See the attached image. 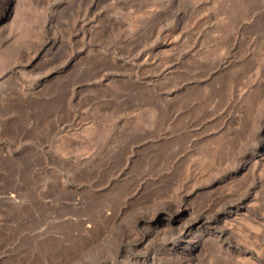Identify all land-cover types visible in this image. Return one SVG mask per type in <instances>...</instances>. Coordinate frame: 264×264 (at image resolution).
I'll return each mask as SVG.
<instances>
[{"label":"rangeland","instance_id":"rangeland-1","mask_svg":"<svg viewBox=\"0 0 264 264\" xmlns=\"http://www.w3.org/2000/svg\"><path fill=\"white\" fill-rule=\"evenodd\" d=\"M0 8V264H264V0Z\"/></svg>","mask_w":264,"mask_h":264},{"label":"bare ground","instance_id":"bare-ground-1","mask_svg":"<svg viewBox=\"0 0 264 264\" xmlns=\"http://www.w3.org/2000/svg\"><path fill=\"white\" fill-rule=\"evenodd\" d=\"M3 9V8H2ZM1 8H0V24H2V23H4L6 20H7V18L9 17V13H10V11L9 10H6V9H4V10H2ZM5 15V16H4ZM15 197L16 196H12L11 197V200H13V201H15L16 199H15ZM186 211V209H184V210H180L179 212H177V214H176V219H179V218H181V216H182V214L184 213ZM201 242H200V240H198L197 242H196V244L192 247V248H190V247H187V243L184 241V240H181L180 238H175V241H174V244H173V247L171 248V249H169V251H168V253H169V255H171V256H176L178 253H180L181 251H184V250H186L185 251V254L186 255H190V254H193V253H195V251H197L198 249H199V247H200V244Z\"/></svg>","mask_w":264,"mask_h":264}]
</instances>
